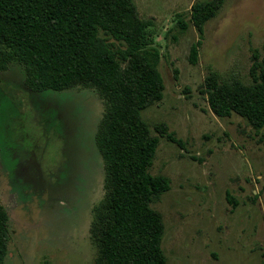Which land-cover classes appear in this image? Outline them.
<instances>
[{"label": "rangeland", "instance_id": "rangeland-1", "mask_svg": "<svg viewBox=\"0 0 264 264\" xmlns=\"http://www.w3.org/2000/svg\"><path fill=\"white\" fill-rule=\"evenodd\" d=\"M200 1L135 0L139 15L154 21L165 84L163 99L142 117L153 135L166 123L180 140L160 137L151 167L171 180L153 203L166 227V264H264V129L236 113L217 116L205 91L211 71L250 83L255 55L264 61V0H225L202 36L191 22ZM24 83L22 65L0 70L11 102L3 107L15 106L4 135L10 147L0 133V204L11 235L6 264H90L92 210L104 195L95 139L103 101L95 89L75 87L40 93L39 110Z\"/></svg>", "mask_w": 264, "mask_h": 264}, {"label": "trees", "instance_id": "trees-1", "mask_svg": "<svg viewBox=\"0 0 264 264\" xmlns=\"http://www.w3.org/2000/svg\"><path fill=\"white\" fill-rule=\"evenodd\" d=\"M224 2L203 0L192 6L191 22L201 36ZM180 26L184 31L188 24L180 21ZM200 44L191 46L193 64ZM161 56L154 21L139 15L135 0H0V70L22 65L36 108L40 110V93L75 87L95 89L103 101L95 139L104 162V195L92 210L90 239L96 255L90 264L167 263L162 247L166 227L153 203L171 189V180L152 174L151 167L160 137L180 140L166 123L157 125L159 135H153L142 117L143 110L164 97ZM255 59L250 83L211 71L205 91L217 116L236 113L261 130L264 61ZM6 102L10 98L0 85V133L3 145L10 147L4 135L12 130L7 119H13L9 114L15 106L3 107ZM228 199L237 204L232 196ZM9 223L0 204V264H6L9 252ZM41 264L54 263L45 259Z\"/></svg>", "mask_w": 264, "mask_h": 264}]
</instances>
